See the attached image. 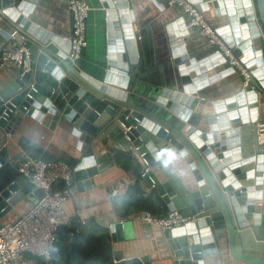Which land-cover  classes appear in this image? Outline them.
<instances>
[{"label":"water","instance_id":"obj_1","mask_svg":"<svg viewBox=\"0 0 264 264\" xmlns=\"http://www.w3.org/2000/svg\"><path fill=\"white\" fill-rule=\"evenodd\" d=\"M190 1L208 13V23L247 76V87L234 101H210L204 92L217 81L215 75L232 67L216 53L190 57L183 18L177 22L180 32L163 26L174 83L147 84L136 57L135 15L125 10L130 0H101L108 31L124 35L109 36L107 70L96 81L66 58L69 49L56 26L37 24L38 18H30L33 7L21 2L12 9V0H0V35L7 40L20 30L25 40L17 36V42L30 58L29 71L15 73L0 90L7 101L0 102V115L6 114L0 119V146L3 134L12 135L14 124L28 116L76 141L78 186L82 181L85 188L93 186V177L111 166V153L132 165L138 161L148 169L143 179L152 180L149 185L166 210L184 211L193 219L178 229L158 228L166 264H264V141L257 136L264 120V0ZM245 96L251 99L243 104ZM3 152L0 166L6 161ZM167 154L178 158L180 180ZM18 186H0V218L33 190L30 184ZM122 229V222L110 227L114 234Z\"/></svg>","mask_w":264,"mask_h":264},{"label":"crops","instance_id":"obj_2","mask_svg":"<svg viewBox=\"0 0 264 264\" xmlns=\"http://www.w3.org/2000/svg\"><path fill=\"white\" fill-rule=\"evenodd\" d=\"M14 1L15 6L22 2V5L33 7L30 18H38L40 21H36L37 24L45 28H49L51 25L56 26L61 31L59 33L62 46L66 50L69 49L71 19L65 0H39L34 6L29 0ZM83 1L91 8L86 22L87 46L74 65L92 80L100 81L107 70L106 66L111 52L107 45L109 36L118 33L122 37L124 33L120 30L117 32L108 31L101 0ZM130 2L131 8L125 10L127 13L129 10L133 11L135 15L137 25L135 33L136 57L138 58V68L148 75L146 83L157 85L161 81H168V79L174 83L175 71L171 63H167L169 56L163 26L169 24L173 31L180 32L183 30V26L177 22L180 23L183 18L186 23L185 17L177 9L169 8L167 0H130ZM203 15L207 18L208 13H203ZM131 24L133 26L132 22ZM187 32L188 35L183 37V41L190 57L195 56L201 60L215 53V49L205 39L198 36L196 29ZM138 37L140 39H137ZM1 41H4V38L0 35ZM260 45L263 55L264 42L262 39ZM252 60H254L253 57ZM214 63L217 64V62ZM184 67L181 68V73L185 72ZM231 67V70L228 69L215 75L218 78L217 81L210 82V86L205 89L204 92L209 94L210 101H220L221 103L227 99L234 101V98L238 99V96L243 93V78L235 67ZM14 75L13 70H0V90L9 84ZM115 78L117 77L115 76ZM249 99L251 98L245 96L242 103L245 104ZM250 117L251 114H249ZM261 117L264 118V114ZM12 131V135L3 134L4 142L0 146V150H4L3 159L6 160L0 166V186L18 182V190H21L24 184H29L28 181L22 180V176L18 174L15 167V162L21 160L26 154L39 153L40 157L64 161L72 167L73 194L62 204L64 212L71 216V223L65 230L62 229L63 232L60 231L54 247L60 259L71 253L76 238L82 245L93 239L97 245L106 247L114 264L132 261L140 264H166L163 257L167 252L163 246L159 245V229L137 219V215L144 214L143 212H139L132 218L120 219L109 198V188L114 182L123 181L130 187L138 181V177L144 172L138 161L134 162L133 168L128 164L121 166L113 161L114 153H111L109 155L111 166L103 173L93 177V186L85 188L83 181L79 186L75 181V166L79 164L80 153L76 149V141L70 135L58 127L50 130V127L43 126L28 116H24L19 123L17 121L12 127ZM25 144L29 148L25 147ZM171 154L174 155V151ZM164 158L179 179L178 173H176L178 171L176 167L179 165V162L176 161L178 158L176 159V156L170 158L169 154ZM180 182L182 183V181ZM139 186L143 191V198H151L157 202L164 211L163 215L169 212L164 204L157 200L159 198L153 192L147 179L142 178L139 181ZM41 195L40 190L33 188L28 196L20 200L0 218V225L18 219L31 208ZM179 212L188 215L184 211ZM119 222L123 223L122 232L112 233L110 227ZM120 234L123 237H120Z\"/></svg>","mask_w":264,"mask_h":264},{"label":"built area","instance_id":"obj_3","mask_svg":"<svg viewBox=\"0 0 264 264\" xmlns=\"http://www.w3.org/2000/svg\"><path fill=\"white\" fill-rule=\"evenodd\" d=\"M65 2L71 19L69 52L66 58L74 64L87 46L86 22L91 8L83 0H65ZM167 5L169 8L177 9L185 17L186 31L196 29L198 36L205 39L215 49L216 54L224 56L229 65L239 71L243 78V88L247 87L246 74L237 60L231 56L222 37L212 29L203 13L197 9L196 4L190 0H167ZM11 8H15L14 0ZM17 36L22 41L25 40V36L16 29L7 40L0 42V70L10 69L22 75L30 69V58L26 47L17 42ZM0 102L2 105L7 103L2 98ZM255 116L258 117V114ZM0 119L6 120L4 112L0 115ZM257 136L259 142L264 141V120L257 125ZM15 167L18 174L33 188L40 190L42 195L18 219L0 225V264H50L58 230L71 221V216L64 212L62 204L73 194L72 167L64 161H43L31 154H26L21 160L16 161ZM147 172L148 169H145L141 178L145 177ZM148 181L152 185V180L148 179ZM128 187L123 181L114 182L109 188V198L125 194ZM137 219L164 231L178 229L193 221L189 215L176 210L168 212L164 217L144 213L137 215Z\"/></svg>","mask_w":264,"mask_h":264},{"label":"trees","instance_id":"obj_4","mask_svg":"<svg viewBox=\"0 0 264 264\" xmlns=\"http://www.w3.org/2000/svg\"><path fill=\"white\" fill-rule=\"evenodd\" d=\"M25 147L29 148V146H27L26 144ZM33 152L35 153L34 150ZM33 156L39 157L43 161H52L47 158L40 157L39 153H35V155ZM113 161L117 164H120L121 166L128 164L133 168L132 164H129L119 155L113 156ZM141 179L142 178L140 175L138 177V181L132 186L128 187V190L125 194L111 199L113 203L114 211L120 219L132 218L139 212L149 213L155 217L166 216V214L163 215L164 211L158 206L159 204L157 202H155L151 198L148 199L143 198V191L139 186V181ZM57 189H60V187H58ZM67 226H63L58 230L57 238L60 235L59 234L60 231H62V229L65 230ZM74 240L75 242L72 245L71 253L67 256H64L63 259L59 258V254H56L55 249L53 248L50 264H114L113 261L111 260V256L109 254L108 249L99 244L97 245V242L94 241L93 239L87 241L89 243L85 242L84 245L80 244L81 242L78 239L75 238ZM117 264H140V263L132 261V262H120Z\"/></svg>","mask_w":264,"mask_h":264}]
</instances>
